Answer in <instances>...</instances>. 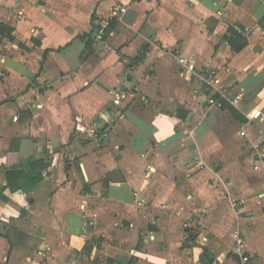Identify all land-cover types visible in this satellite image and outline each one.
<instances>
[{
    "label": "crops",
    "instance_id": "obj_1",
    "mask_svg": "<svg viewBox=\"0 0 264 264\" xmlns=\"http://www.w3.org/2000/svg\"><path fill=\"white\" fill-rule=\"evenodd\" d=\"M0 23V264H264V0H0Z\"/></svg>",
    "mask_w": 264,
    "mask_h": 264
},
{
    "label": "built area",
    "instance_id": "obj_2",
    "mask_svg": "<svg viewBox=\"0 0 264 264\" xmlns=\"http://www.w3.org/2000/svg\"><path fill=\"white\" fill-rule=\"evenodd\" d=\"M130 1L134 2L136 0H130ZM129 7H130V4H123L122 6H120L118 9H116L114 11V15H119V14L125 13ZM181 61L185 62V59L181 58ZM210 84L213 85L215 88H217V90H219L221 92L222 97L228 98L230 100L231 104H233L234 106H237L240 103V101L243 99V96H244L243 92H240L235 96L229 97L227 95V93L225 92V89H223V84H222L221 80L218 79V77L216 75L213 76V78L210 81ZM125 97H126V95L117 96V100L120 101V100L124 99ZM14 119L18 120V116H15ZM242 134L243 135L247 134L245 129L242 131ZM253 147L256 151V155L260 157L261 161H263V159H264V153L262 152L264 150L263 142L260 140H256L255 142H253ZM234 236H235V251H236V253L241 256V258L244 262L249 261L250 256L247 254V252L244 248L245 238L241 234L239 229L235 231Z\"/></svg>",
    "mask_w": 264,
    "mask_h": 264
},
{
    "label": "trees",
    "instance_id": "obj_3",
    "mask_svg": "<svg viewBox=\"0 0 264 264\" xmlns=\"http://www.w3.org/2000/svg\"><path fill=\"white\" fill-rule=\"evenodd\" d=\"M6 29H8V32H9V33H11L12 28H10V27H8V26H6V25L0 23V33H1L2 31L6 30ZM230 32H231L232 35L236 36V39L238 40V41H237L238 44H237V42L233 41L232 38L229 37V41H230V43L233 45L234 49H236V50H240L241 48H243V47L246 45V43H247L246 40L243 39L244 37H243L238 31H236L235 29H230ZM240 40H241V42H240ZM229 108H230V110H231V111H232L237 117H241L240 113L237 111L236 108H234V107H232V106H230ZM38 163H39V162H38ZM36 164H37V163H36L35 161L32 162V166L34 167V168H33V169H34V170H33L34 173H33L32 176L30 177L31 179H38V177H39V176L36 174V172H35V169H36L35 166H36ZM42 166H43V164H42ZM21 175H22L21 173H8V184H9V186H10V188H11L12 190L18 188V185H16L15 183H13V179H14V178H17L18 176H21Z\"/></svg>",
    "mask_w": 264,
    "mask_h": 264
},
{
    "label": "clouds",
    "instance_id": "obj_4",
    "mask_svg": "<svg viewBox=\"0 0 264 264\" xmlns=\"http://www.w3.org/2000/svg\"><path fill=\"white\" fill-rule=\"evenodd\" d=\"M11 198L21 204L24 203V194L21 191H17L16 193H10ZM0 212H3L5 214H10V215H17L18 213L16 212L15 209L8 207V206H4L2 208H0Z\"/></svg>",
    "mask_w": 264,
    "mask_h": 264
},
{
    "label": "rangeland",
    "instance_id": "obj_5",
    "mask_svg": "<svg viewBox=\"0 0 264 264\" xmlns=\"http://www.w3.org/2000/svg\"><path fill=\"white\" fill-rule=\"evenodd\" d=\"M236 93H237L236 90L231 92L232 95H234ZM219 118H220V122H222V125L225 129L237 131V127L235 125L231 124V117H230V113L228 111L219 112Z\"/></svg>",
    "mask_w": 264,
    "mask_h": 264
}]
</instances>
